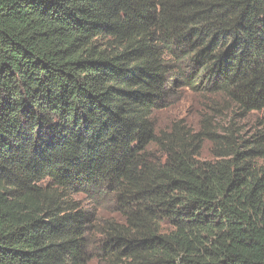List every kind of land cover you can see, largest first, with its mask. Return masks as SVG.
Wrapping results in <instances>:
<instances>
[{"label":"trees","instance_id":"16d2710c","mask_svg":"<svg viewBox=\"0 0 264 264\" xmlns=\"http://www.w3.org/2000/svg\"><path fill=\"white\" fill-rule=\"evenodd\" d=\"M185 87L231 114L161 127ZM97 235L103 264H264V0H0V264Z\"/></svg>","mask_w":264,"mask_h":264},{"label":"rangeland","instance_id":"374dc122","mask_svg":"<svg viewBox=\"0 0 264 264\" xmlns=\"http://www.w3.org/2000/svg\"><path fill=\"white\" fill-rule=\"evenodd\" d=\"M222 101L223 100L220 96L206 95L203 92H196L189 87H185L176 98L171 100L170 107L158 114L159 125L161 127H166L173 121L182 118L189 121L191 124H197L202 113L209 112L211 107H216V110H220L224 113L223 118H227L232 110H230V107L228 106L226 112L225 108L222 107ZM256 119L257 115L251 116L245 120L244 123L251 125ZM218 121L222 122V119L219 118ZM204 155L206 157L209 156L207 151L204 152ZM100 213L103 214L104 217H110L113 214L111 204L109 202L104 203L100 209ZM100 239V236L97 235L95 238L96 241H94L93 245L90 247L92 255L90 264H103L102 259L99 256V250L102 246Z\"/></svg>","mask_w":264,"mask_h":264}]
</instances>
